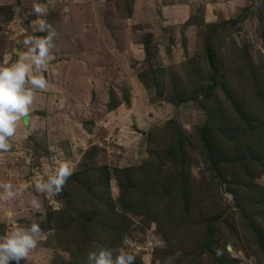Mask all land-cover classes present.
Listing matches in <instances>:
<instances>
[{"label":"rangeland","instance_id":"374dc122","mask_svg":"<svg viewBox=\"0 0 264 264\" xmlns=\"http://www.w3.org/2000/svg\"><path fill=\"white\" fill-rule=\"evenodd\" d=\"M34 3L57 32L49 88L0 182L23 187L53 155L75 171L59 196L0 202V236L46 237L21 264H86L94 243L134 264H264V0H0V60L46 35Z\"/></svg>","mask_w":264,"mask_h":264},{"label":"clouds","instance_id":"9594fccd","mask_svg":"<svg viewBox=\"0 0 264 264\" xmlns=\"http://www.w3.org/2000/svg\"><path fill=\"white\" fill-rule=\"evenodd\" d=\"M255 6L259 8L260 4L257 3ZM32 11L37 16L32 22L34 32L46 35H25L22 44L26 50L19 53L15 50L12 53L5 52L0 60V152L11 151L12 145L9 141L16 135L22 118L29 114L35 95L34 90L46 91L49 88L44 70L53 58L52 49L55 47L57 32L51 24L42 19L48 12L46 6L34 3ZM42 159L49 160L47 157ZM74 171L75 166L70 160L53 155L50 162L43 164L42 171H37L32 180L23 187L17 188L8 181L0 182V202L16 199L29 187L34 188L35 193L44 196H59ZM29 203L36 210L41 208V201L36 195L32 196ZM45 238L38 223H32L28 227L12 228L0 236V264H9L10 261L21 264V261H26L30 252ZM148 247L164 249L167 244L162 238L156 237L154 243L152 240L148 242ZM92 249L87 253L86 264H134L135 257L124 247L110 249L101 243H94ZM214 251L217 256L223 254L221 249ZM182 255V251L177 250L167 257L164 264H175ZM143 264H152V257H147ZM156 264L161 262L157 260Z\"/></svg>","mask_w":264,"mask_h":264},{"label":"crops","instance_id":"0c3cea01","mask_svg":"<svg viewBox=\"0 0 264 264\" xmlns=\"http://www.w3.org/2000/svg\"><path fill=\"white\" fill-rule=\"evenodd\" d=\"M62 75L63 76H66L67 78L69 77V74L67 73V70H64L63 71V73H62ZM63 87V84H61V87H60V89ZM75 92H76V90H75ZM74 92V93H75ZM41 95V94H40ZM48 95H46V97H47ZM72 98V97H71ZM46 101V106H47V104H48V100H45ZM35 110H36V108H34L33 110H29V114H28V116H26V117H24V118H22V120L20 121V123H19V125H18V127L19 126H21L22 124H23V126L25 127L26 125H28V126H30V124H31V122H32V120H33V117H34V115H35Z\"/></svg>","mask_w":264,"mask_h":264},{"label":"trees","instance_id":"16d2710c","mask_svg":"<svg viewBox=\"0 0 264 264\" xmlns=\"http://www.w3.org/2000/svg\"><path fill=\"white\" fill-rule=\"evenodd\" d=\"M178 141V140H177ZM176 142V141H175ZM181 143H180V141H178V145H180ZM257 241H258V243L260 244V246L261 247H263L262 245H261V237H258L257 238Z\"/></svg>","mask_w":264,"mask_h":264},{"label":"bare ground","instance_id":"6f19581e","mask_svg":"<svg viewBox=\"0 0 264 264\" xmlns=\"http://www.w3.org/2000/svg\"><path fill=\"white\" fill-rule=\"evenodd\" d=\"M104 46V45H103ZM100 49V48H99ZM102 50V49H101ZM104 50V49H103ZM99 51V50H98Z\"/></svg>","mask_w":264,"mask_h":264}]
</instances>
